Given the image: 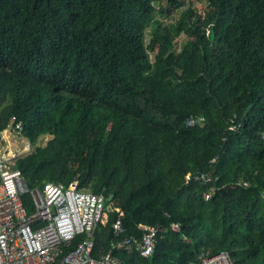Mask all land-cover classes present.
Returning <instances> with one entry per match:
<instances>
[{
    "label": "trees",
    "instance_id": "16d2710c",
    "mask_svg": "<svg viewBox=\"0 0 264 264\" xmlns=\"http://www.w3.org/2000/svg\"><path fill=\"white\" fill-rule=\"evenodd\" d=\"M197 1L204 16L186 0H0V141L12 119L34 146L52 135L18 158L27 185L106 197L96 253L160 227L120 264H264V0Z\"/></svg>",
    "mask_w": 264,
    "mask_h": 264
},
{
    "label": "built area",
    "instance_id": "2783aa9c",
    "mask_svg": "<svg viewBox=\"0 0 264 264\" xmlns=\"http://www.w3.org/2000/svg\"><path fill=\"white\" fill-rule=\"evenodd\" d=\"M6 131L24 137L23 126L15 119L2 131L3 140ZM19 157L0 141V264H120L116 249L135 247L146 257L154 252L160 227L141 223L140 238L122 237L108 251L96 253L93 236L108 220L106 197L78 189L74 182L68 187L47 182L32 189L16 167ZM25 194L31 199L32 211L23 201ZM118 211L113 228L116 235H122L123 211ZM172 228L179 229V225L173 223ZM80 235L86 237L74 244ZM194 264L234 263L227 251H221L203 253Z\"/></svg>",
    "mask_w": 264,
    "mask_h": 264
},
{
    "label": "rangeland",
    "instance_id": "374dc122",
    "mask_svg": "<svg viewBox=\"0 0 264 264\" xmlns=\"http://www.w3.org/2000/svg\"><path fill=\"white\" fill-rule=\"evenodd\" d=\"M185 7L183 8L184 10L190 7H199V5H202V7L200 9H198V12H202L203 16L205 14H207L206 9H204L205 4H203V2L201 1H197V0H186L185 3ZM167 7V6H166ZM183 9H176L174 11H172V13H170L169 15H159L157 14V17L163 21V23L165 25H172V24H176L179 19L181 18L182 14H183ZM151 26H149L148 28V33H147V44H148V48L150 51V56L151 59L153 60L155 57V50L151 48L150 45V40H149V32L151 30ZM185 39L183 37H179V42L181 43L182 41H184ZM179 46H178V50H179ZM3 137L6 138V140H3L5 142L6 147L8 149H10L13 152H16L19 156H25L26 154H29L30 152H32L36 146H40V145H45L51 138L52 135H44L42 137H40V139L38 140L36 146L32 145L26 138L24 137H20L17 136V134L13 133V134H9V132H3ZM14 143V144H13ZM12 144V145H10Z\"/></svg>",
    "mask_w": 264,
    "mask_h": 264
},
{
    "label": "water",
    "instance_id": "95a60500",
    "mask_svg": "<svg viewBox=\"0 0 264 264\" xmlns=\"http://www.w3.org/2000/svg\"><path fill=\"white\" fill-rule=\"evenodd\" d=\"M37 1H41V0H35V2H37ZM45 1L49 2V0H45ZM249 108H250V107H249ZM249 108H248V110H249Z\"/></svg>",
    "mask_w": 264,
    "mask_h": 264
},
{
    "label": "bare ground",
    "instance_id": "6f19581e",
    "mask_svg": "<svg viewBox=\"0 0 264 264\" xmlns=\"http://www.w3.org/2000/svg\"><path fill=\"white\" fill-rule=\"evenodd\" d=\"M14 144V143H13ZM10 145H12V144H10Z\"/></svg>",
    "mask_w": 264,
    "mask_h": 264
}]
</instances>
